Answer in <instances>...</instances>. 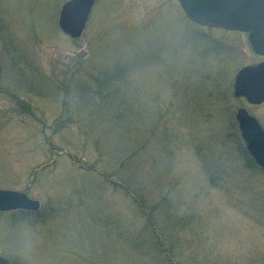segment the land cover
<instances>
[{
    "label": "rangeland",
    "instance_id": "rangeland-1",
    "mask_svg": "<svg viewBox=\"0 0 264 264\" xmlns=\"http://www.w3.org/2000/svg\"><path fill=\"white\" fill-rule=\"evenodd\" d=\"M0 0V211L13 264H264V168L234 95L264 61L248 33L192 21L178 0ZM84 53L80 56L79 54Z\"/></svg>",
    "mask_w": 264,
    "mask_h": 264
},
{
    "label": "water",
    "instance_id": "water-1",
    "mask_svg": "<svg viewBox=\"0 0 264 264\" xmlns=\"http://www.w3.org/2000/svg\"><path fill=\"white\" fill-rule=\"evenodd\" d=\"M96 0H68L61 8L59 26L71 38H78L86 26ZM194 22L248 33L255 53L264 56V0H178ZM80 56L84 53L79 54ZM234 95L250 104L264 102V61L241 68L235 76ZM236 120L246 148L264 168V129L247 108L240 107ZM40 202L24 192L0 189V211H37ZM0 264H13L0 254Z\"/></svg>",
    "mask_w": 264,
    "mask_h": 264
}]
</instances>
